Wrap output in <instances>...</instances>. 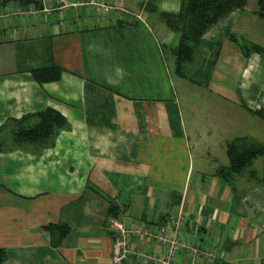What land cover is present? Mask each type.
Here are the masks:
<instances>
[{"label": "crops", "instance_id": "crops-1", "mask_svg": "<svg viewBox=\"0 0 264 264\" xmlns=\"http://www.w3.org/2000/svg\"><path fill=\"white\" fill-rule=\"evenodd\" d=\"M147 1L111 0L130 14L85 23L81 9L19 18L14 3L0 0V127L46 109L69 126L47 147L14 148L12 126L0 132L3 264H112L110 216L157 226L179 213L186 218L180 236L216 261L264 264V182L249 177L251 168L235 175L232 187L216 176L229 164L231 138L223 129H198L195 111L182 108L174 87L184 78L171 53L180 35L144 11ZM153 3L158 12L180 9V0ZM255 9L249 0L207 31L199 65L184 79L253 111L264 107V52L246 58L227 34L264 48V21ZM52 68L61 70L59 80L33 77ZM61 223L71 232L56 248L43 227ZM136 246L153 248L149 241ZM120 264L142 263L128 257Z\"/></svg>", "mask_w": 264, "mask_h": 264}, {"label": "trees", "instance_id": "trees-1", "mask_svg": "<svg viewBox=\"0 0 264 264\" xmlns=\"http://www.w3.org/2000/svg\"><path fill=\"white\" fill-rule=\"evenodd\" d=\"M249 0H180V9L177 13L158 12L153 0L145 2L144 11L154 15L162 22L166 28L180 35L177 46L171 50L174 58L175 73L184 79H188L191 72L194 71L200 62V41L203 35L209 31L217 22L227 17L234 10L244 9ZM256 9L254 13L264 21V0H255ZM2 6L14 3L18 8H27L34 5L40 6L38 0H2ZM227 38L234 42L241 50L243 55L248 58L252 53L262 54L264 48L257 45L248 44L243 38L234 34H227ZM216 58L219 55V46H215ZM52 74L45 70L34 71L33 77L39 81L59 80L61 70L52 68ZM48 72V71H47ZM45 73V75H44ZM54 73V74H53ZM192 81V80H191ZM193 82V81H192ZM243 108L248 113L258 117L264 122V107L258 110H250L244 105ZM11 125L12 130L8 140H11L13 147H21L25 144H35L40 147L51 146L57 134L61 130L68 129V123L65 118L52 109H46L34 114L26 115L21 119H9L0 127V132ZM245 138L234 139L226 144V156L228 166H219L215 173L226 184L232 187L234 176L250 169L255 159L264 155L263 148L246 149L241 141ZM247 141V140H246ZM4 140L0 139V152L3 150ZM249 177L260 182H264V165L261 178H257L254 170L250 169ZM0 189H4L0 186ZM117 207L110 205V212L116 215ZM51 238V244L54 247L62 245L64 239L71 232V228L66 224H49L43 227ZM113 238L112 233H110ZM7 259L5 249H0V264ZM213 264H227L224 261L215 260Z\"/></svg>", "mask_w": 264, "mask_h": 264}, {"label": "built area", "instance_id": "built-area-1", "mask_svg": "<svg viewBox=\"0 0 264 264\" xmlns=\"http://www.w3.org/2000/svg\"><path fill=\"white\" fill-rule=\"evenodd\" d=\"M38 1L40 3L38 8L34 5L23 9L17 8L12 12V16L50 18L55 11L70 7L84 10L88 16L84 19L86 23L92 16H95L96 20H104L112 13L130 14L111 1L79 0L75 3H69L68 0ZM185 219V215L179 213L164 224L151 226L145 220L125 223L121 218L110 216L107 219V230L113 235L111 263L120 264L124 259L131 257L142 264H213L216 255L212 251L202 249L191 240L180 236ZM131 239H134L133 242ZM140 241L151 242L153 248L149 250L136 246Z\"/></svg>", "mask_w": 264, "mask_h": 264}, {"label": "rangeland", "instance_id": "rangeland-1", "mask_svg": "<svg viewBox=\"0 0 264 264\" xmlns=\"http://www.w3.org/2000/svg\"><path fill=\"white\" fill-rule=\"evenodd\" d=\"M68 1L78 2L79 0H68ZM103 1L108 2L111 0H103ZM138 1L142 2L144 0H138ZM126 5H128L133 9L137 8L136 5H131L130 3H126ZM82 11L84 10L81 9V12ZM82 14L84 17H88L84 13ZM65 15H67V13ZM174 90L179 95L182 108L183 109L186 108L185 107L186 105L190 107V109L195 111V114L197 116L195 117L196 118L195 125L198 129L203 131L207 129L220 131L223 129L224 136H228V138H231L228 143L232 142L234 139L245 138L244 141H241V144L244 148L264 149V122L261 121L256 116L254 120L249 119L250 118L249 116L247 117L249 120L238 116L239 114L238 109L241 110V108H243L242 105L240 106L241 107L240 108L236 104V102L230 99H226L225 97L216 95L215 91L210 87L208 88L206 84H198L184 79L182 80L181 86H179L177 83L175 84ZM244 110L247 112L245 108ZM186 124L189 130L190 122L186 120ZM196 127L195 130L197 129ZM192 135L195 134L192 133ZM233 136H240V137L233 139ZM225 154H226V144H225ZM263 165H264V155L255 159V161L253 162L251 169L254 170L257 177L262 176ZM255 181L260 182L259 180H255Z\"/></svg>", "mask_w": 264, "mask_h": 264}]
</instances>
